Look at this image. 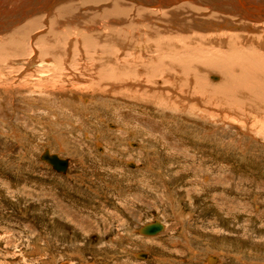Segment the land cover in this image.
Masks as SVG:
<instances>
[{"label":"rangeland","instance_id":"rangeland-1","mask_svg":"<svg viewBox=\"0 0 264 264\" xmlns=\"http://www.w3.org/2000/svg\"><path fill=\"white\" fill-rule=\"evenodd\" d=\"M49 1L0 7V264H264V88L222 94L212 70L207 87L184 76L178 100L163 70L138 73L135 85L127 75L137 72L121 74L141 60L123 52L134 41L228 49L229 33L198 37L195 19L221 12ZM253 27L242 31L264 52V23ZM46 149L69 159L66 173L41 159ZM157 219L161 232L139 233Z\"/></svg>","mask_w":264,"mask_h":264},{"label":"bare ground","instance_id":"bare-ground-1","mask_svg":"<svg viewBox=\"0 0 264 264\" xmlns=\"http://www.w3.org/2000/svg\"><path fill=\"white\" fill-rule=\"evenodd\" d=\"M11 1H15V2H18L19 5L23 4L25 2V5L28 4V6L31 4V0H0V7L2 6V4L5 2H11ZM35 1V0H34ZM38 1V0H37ZM40 1V0H39ZM55 0H50L49 1V4L48 6L46 7H51V4L54 2ZM96 1V0H95ZM118 1V0H117ZM125 1V0H124ZM127 3L130 1L126 0ZM132 2H134L135 4H139L143 7H148L149 8H155V9H159V8H164V3H163V0H131ZM166 2H169L170 4L172 5H176V6H180L182 4H193L194 5H200V4H206L207 3V6L206 7H203V9L205 8H208L206 10H208L207 12L205 11V9L203 10L204 11V16L205 15H209V14H213L214 11L216 12H221V16L218 17L216 19L212 18H196L195 21L196 23H200V31L201 34H199V38H204V37H211V36H214L216 33H219V34H226L228 35V33L230 34V38H232L231 42L228 43L227 47L228 49L226 50H223V49H214V46H210V47H204V48H201V46H199V48L196 50V51H192V48H188L187 45H183L182 43L179 42H175L173 39H168V40H165V41H161L160 40V36L158 38H154L156 40H158L157 43H150V39L149 40H145V41H134V42H130L131 43V46L126 50H124L123 52L125 53V55H130V57L134 58V59H140L141 60L139 61V63L137 62L136 64V68L134 67H131L129 66L128 69H125L121 72H124V73H121V74H126L125 71H135L137 73H134L133 75H127V78H129V81L128 83H130L131 85H133V82L136 80V81H140V80H143L144 81V77L141 79V76L137 77L140 73L142 74L143 73H146L148 71L149 73V70H163L164 73L166 74L167 73V80H166V84L168 83V81H171V86L168 85L169 88L173 89V99H181L179 98V96L177 95L175 89L179 88L181 85V79L184 78V76H187L185 77L183 80L185 81L184 83H186L189 87V88H192L193 87V84L190 83L191 82V79H192V76L191 75H195L197 76V79H195V83L194 84H197L199 83L200 85H206L207 87V84H203V83H206V76L208 77V74H210V72H212V70H214L215 72H218V74L221 75L222 79H219V84H216L213 85L212 83V87L214 86V88H218V91L220 93H225V92H230V91H233V90H229L231 89V87H237L238 89H245L247 88L248 91L250 90H256V93L259 89H262L264 88V52H262L261 50H259L258 47H256L255 45H253V43H251L252 41H254V37L251 38L253 36V34H244V32L242 30H247L248 33H250L251 31H254V25L256 24H263L264 23V0H242L246 3V6L247 5H250L252 4L251 7H249V9L247 7H245L240 0H165ZM120 2V1H119ZM131 2V3H132ZM4 3V4H5ZM39 3V2H38ZM37 3V4H38ZM75 3V2H74ZM126 3V2H125ZM128 3V4H129ZM209 3L212 4V7L209 6ZM10 4V3H9ZM42 4V3H41ZM40 4V6H41ZM114 4H115V1H114ZM118 5V4H116ZM115 5V6H116ZM127 5V4H126ZM170 5V6H172ZM254 5V6H253ZM24 6V5H23ZM27 6V5H26ZM27 6V7H28ZM35 6V5H34ZM58 6V5H57ZM66 6V5H65ZM64 6V7H65ZM72 6V5H71ZM122 6V5H121ZM188 6V5H187ZM63 7V6H62ZM70 7V6H69ZM98 7V6H97ZM100 7V6H99ZM118 7V6H117ZM175 7V6H174ZM184 7V6H183ZM200 7V6H199ZM18 8V7H16ZM21 8V7H20ZM42 8V7H40ZM52 8V7H51ZM68 8V7H66ZM71 8V7H70ZM115 8V7H114ZM180 8V7H179ZM189 8V6H188ZM195 8V7H194ZM28 9V8H27ZM59 9V8H58ZM57 9V10H58ZM138 9V8H137ZM197 9V8H196ZM195 9V10H196ZM31 10V9H30ZM61 10H64V8ZM69 11V9H66ZM122 10V9H121ZM145 10V9H144ZM161 10V9H159ZM174 10V9H173ZM200 10V9H199ZM20 12V9L17 10ZM60 11V10H59ZM115 11V10H113ZM118 10H116L117 12ZM171 11V10H170ZM180 11V10H179ZM202 11V9H201ZM2 12V9L0 8V16H2L1 13ZM34 12V11H33ZM61 12V11H60ZM59 12V13H60ZM70 12V11H69ZM151 12V11H150ZM13 13V12H12ZM41 13V12H40ZM45 13V12H44ZM168 13V12H167ZM200 12H198L199 14ZM19 14V13H18ZM36 14V13H35ZM47 14V13H46ZM51 14V13H50ZM55 14V13H53ZM62 14V13H61ZM171 15V13H169ZM192 14V13H191ZM4 15V14H3ZM56 15V14H55ZM64 15V14H63ZM69 15V14H68ZM168 15V14H167ZM181 15V14H180ZM195 15V14H194ZM214 15V14H213ZM41 16V15H40ZM39 16V18H40ZM58 16V15H56ZM66 16V15H65ZM128 16V15H127ZM155 16V15H154ZM164 16V15H163ZM185 16V15H184ZM192 16V15H191ZM210 16V15H209ZM12 17V16H11ZM42 17V16H41ZM45 17V16H43ZM125 17V16H124ZM152 17V16H151ZM149 16V18H151ZM183 17V16H181ZM187 17V16H186ZM189 17V16H188ZM193 17V16H192ZM202 17V16H201ZM50 18V17H49ZM57 20H58V17H56ZM67 18V17H66ZM122 18V17H121ZM162 18V17H161ZM169 18V17H168ZM174 18V17H173ZM195 18V17H194ZM45 19V18H44ZM48 19V18H47ZM152 19V18H151ZM166 19V18H165ZM175 19V18H174ZM63 20V19H62ZM128 20H132V19H129ZM194 20V19H193ZM18 21V20H17ZM21 21V20H20ZM25 21V20H24ZM65 21V20H64ZM134 21V20H133ZM140 21V20H139ZM143 21V20H142ZM36 22V21H35ZM62 22V21H61ZM175 22V21H174ZM24 23V22H23ZM34 22H30L27 24V29L28 27H31L32 24ZM49 23V22H48ZM52 23V22H51ZM137 23V21H136ZM178 23V22H177ZM180 23V22H179ZM182 23V22H181ZM41 24V23H40ZM60 24V23H59ZM64 24V23H63ZM24 25V24H23ZM61 25V24H60ZM176 25V24H175ZM13 26V25H12ZM15 26V25H14ZM25 26V25H24ZM52 27H54V25H50ZM62 26V25H61ZM97 26V25H95ZM5 27V26H4ZM3 27V28H4ZM19 27V26H18ZM99 27V26H98ZM102 27V26H101ZM130 27V26H129ZM16 28V26H15ZM157 28V27H156ZM175 28V27H174ZM173 28V29H174ZM17 29V28H16ZM27 29H24L27 30ZM86 29V28H85ZM90 29V28H89ZM99 29V28H98ZM110 29V28H109ZM141 29V28H140ZM182 29V28H181ZM186 29V28H185ZM185 29H183L185 31ZM193 29V28H192ZM94 30V29H93ZM132 30V29H131ZM63 31V30H62ZM74 31V30H73ZM107 31V30H106ZM124 31V29L122 30ZM141 30H139L140 32ZM146 31V30H145ZM151 31V30H150ZM14 32V31H13ZM53 32V30L51 31V33ZM144 32V31H143ZM142 32V33H143ZM152 32V31H151ZM257 32V31H256ZM55 33V32H54ZM76 33V31L74 32V34ZM87 33V32H86ZM105 33V32H104ZM123 33V32H122ZM127 32H125L126 34ZM133 33V32H132ZM145 33V32H144ZM170 33V32H169ZM13 34V33H12ZM15 34V32H14ZM13 34V35H14ZM17 34H19L17 32ZM64 33H62V36H63ZM116 34V32H115ZM120 34V33H119ZM136 34V33H135ZM138 34V33H137ZM152 34V33H151ZM13 35H10L9 37L13 36ZM86 35V34H85ZM84 35V36H85ZM89 35V34H88ZM87 35V37H88ZM107 35V34H106ZM128 35V34H127ZM133 35V34H132ZM131 35V36H132ZM145 35V34H144ZM171 35V34H170ZM2 36V35H1ZM65 36V35H64ZM76 36V35H75ZM91 36V35H90ZM95 36V35H94ZM126 36V35H125ZM134 36V35H133ZM139 36V35H138ZM158 36V35H157ZM156 36V37H157ZM78 37V35H77ZM85 36V38H87ZM121 37V36H120ZM140 39H141V35L139 36ZM216 37H212L216 40ZM41 38V37H40ZM59 38V37H58ZM65 38V37H64ZM80 37H78L79 39ZM91 38V37H90ZM89 38V39H90ZM137 38V37H136ZM144 38V37H143ZM146 38V37H145ZM188 38V37H187ZM197 38V37H196ZM218 38V37H217ZM264 38V37H263ZM262 38V40H263ZM45 39V38H44ZM77 39V38H76ZM103 39V38H102ZM106 39V37H105ZM133 39V37H132ZM147 39V38H146ZM153 39V38H152ZM186 39V38H185ZM195 39V38H194ZM41 40V39H40ZM88 40V38H87ZM92 40V38L90 39ZM104 40V39H103ZM102 40V42H103ZM111 40V38H110ZM174 42H173V41ZM211 40V39H210ZM217 40H221V44H225L227 43V39L226 38H223V39H217ZM234 40V41H233ZM261 40V41H262ZM14 41V40H13ZM24 40H22L23 42ZM43 41V40H42ZM47 41V40H46ZM132 41V40H131ZM148 41V42H147ZM194 41V40H193ZM198 41H201V40H198ZM251 41V42H249ZM264 41V40H263ZM5 42V41H4ZM8 42H12V41H8ZM19 42V41H18ZM21 42V40H20ZM31 42V41H30ZM71 42V41H70ZM99 42V41H98ZM188 42V41H187ZM258 42V41H257ZM3 43V42H2ZM92 43V42H91ZM104 43V42H103ZM102 43V44H103ZM111 43V42H108V44ZM119 43V42H118ZM129 43V41L127 42ZM196 43V42H195ZM205 44H207L206 42H204ZM244 43H250L252 44V46L247 49L245 46H244ZM12 44V43H11ZM19 44V43H17ZM39 44V43H38ZM68 44V43H67ZM100 44V45H102ZM105 44V43H104ZM107 42H106V45H108ZM113 44V43H111ZM117 44V43H116ZM5 45V43H4ZM3 46V45H2ZM16 46V45H15ZM28 46V44H27ZM27 46H26V49H27ZM34 46V45H33ZM59 46V45H58ZM96 46V45H95ZM104 46V45H103ZM110 46V45H109ZM112 46V45H111ZM110 46V48L113 50L114 48H112ZM116 46V45H114ZM192 46H196L195 45H192ZM259 46V45H258ZM261 46V45H260ZM259 46V47H260ZM5 47V46H3ZM24 47V46H23ZM54 47V46H53ZM75 47V46H74ZM94 47V45H93ZM107 47V46H105ZM118 49L120 48V46L118 47V45L116 46ZM203 47V46H202ZM262 47V46H261ZM9 48V47H8ZM18 49H20L18 46L16 47ZM31 48V47H30ZM48 48V47H47ZM47 48L45 47V49L47 50ZM64 48V47H63ZM80 48V47H79ZM96 48V47H95ZM264 48V47H263ZM42 49V48H41ZM41 49L40 51H36L38 52V54H41ZM49 49V48H48ZM55 49V48H54ZM93 49V48H91ZM111 49L109 50V48L107 49L109 52L111 51ZM1 50V49H0ZM53 50V48H52ZM69 50V49H68ZM67 50V51H68ZM106 50V48H105ZM122 50V49H120ZM5 51V50H4ZM33 51V49H32ZM50 51V50H49ZM54 52H56L55 50H53ZM82 51V50H81ZM114 51H117L114 49ZM152 52L151 55H149V52ZM187 51H191V52H187ZM40 52V53H39ZM46 52V51H45ZM12 53V52H11ZM14 53V52H13ZM31 53V52H30ZM87 53V52H86ZM106 53V52H105ZM121 53V52H120ZM21 54V53H20ZM19 54V55H20ZM115 54V53H114ZM114 54H108V55H114ZM93 55V54H92ZM119 55V54H118ZM121 55V54H120ZM124 55V56H125ZM32 56V55H31ZM116 56V55H115ZM29 57V56H28ZM36 57V56H35ZM34 57V58H35ZM42 57V56H41ZM53 57V56H52ZM118 57V56H117ZM46 58V57H44ZM121 58H122V55H121ZM143 58V59H142ZM200 59L201 61L199 62H193L194 60L196 59ZM48 63L51 64L49 58H46ZM116 59V58H114ZM166 59H170L171 61H167V62H162V63H156V60H166ZM174 59H177V61H179V63H174L172 61H175ZM106 60H107V57H106ZM113 60V59H112ZM31 61V60H30ZM29 61V62H30ZM38 61V59H37ZM108 61V60H107ZM116 61V60H115ZM135 61V60H133ZM142 61H146V65H145V62L142 63ZM182 61V62H180ZM23 62V61H22ZM34 62V61H33ZM36 62V61H35ZM45 62V60H44ZM55 64V63H54ZM48 65V64H47ZM115 65L117 66V68L114 69V65H113V69H114V72L115 71H120L121 66L123 64H120V63H116L115 62ZM139 65H142L141 67L143 68H140ZM56 66V65H55ZM124 66V65H123ZM127 66V65H126ZM125 66V67H126ZM50 67V66H49ZM100 67V66H99ZM110 67V65H109ZM84 68V67H83ZM127 68V67H126ZM150 68V69H149ZM153 70V71H154ZM112 71V70H111ZM200 71H202L201 73H199ZM103 72V71H102ZM112 72V73H114ZM206 72V74H204ZM214 72V73H215ZM111 73V74H112ZM148 73H146L148 75ZM104 74V73H103ZM116 74V73H114ZM128 74V73H127ZM119 75V74H118ZM116 75V76H118ZM137 75V76H136ZM190 75V76H189ZM102 76V75H101ZM113 76V75H112ZM114 77V76H113ZM120 77V76H118ZM123 77V76H121ZM120 77V78H121ZM210 77H212L213 80H218V78H220L219 75H210ZM115 78V77H114ZM119 78V79H120ZM126 78V77H125ZM132 78V79H131ZM118 79V78H117ZM116 79V80H117ZM118 79V80H119ZM124 78H122V83H125L126 82V79L125 81L123 80ZM135 79V80H134ZM132 80V81H131ZM120 81V80H119ZM199 81V82H198ZM113 82V81H112ZM117 82V81H115ZM147 83V82H146ZM214 83V82H213ZM119 84V83H118ZM134 85H135V82H134ZM138 85H142L141 83ZM149 85V84H148ZM198 85V84H197ZM146 86V85H145ZM195 86V85H194ZM130 87V86H129ZM135 87V86H134ZM137 87V86H136ZM135 87V88H136ZM196 87V86H195ZM203 87V86H202ZM204 87V88H206ZM114 88V87H113ZM116 88V87H115ZM130 88H133V87H130ZM138 89V88H137ZM142 89V88H141ZM146 89V88H145ZM213 89V88H212ZM131 89H129L130 91ZM140 90V89H139ZM201 90V89H200ZM263 90V89H262ZM128 91V92H129ZM132 91V90H131ZM130 91V92H131ZM136 91L138 92V90H134L133 93ZM146 91V90H145ZM155 91V90H154ZM249 91V92H250ZM252 91V92H253ZM144 92V90L142 91ZM153 92V91H152ZM244 92V90L242 91ZM246 92V91H245ZM263 92V91H262ZM132 93V92H131ZM130 93V95H131ZM134 93V94H135ZM140 93V91H139ZM151 93V91H150ZM248 93V92H247ZM246 93V94H247ZM143 94V93H142ZM144 94L146 95L147 93L144 92ZM249 94V93H248ZM250 94H252L250 92ZM249 94V95H250ZM258 94H260L258 92ZM141 97L142 95L139 94ZM138 95V96H139ZM143 95V96H145ZM149 95V94H147ZM151 96H148V97H154L155 99V96L157 98H159L158 96L162 97V96H167L166 93H156V94H150ZM244 95V94H243ZM248 95V96H249ZM257 95V94H256ZM137 96V95H136ZM245 96V95H244ZM175 97V98H174ZM258 97V96H257ZM151 98V99H152ZM163 98V97H162ZM183 98V97H182ZM254 98V97H253ZM156 100V99H155ZM158 100H161V99H157ZM165 100V99H164ZM182 100V99H181ZM162 102H164L163 100H161ZM166 101V100H165ZM260 103V102H259ZM158 104V103H157ZM160 105V104H159ZM175 105V104H174ZM84 106L86 107L87 105L84 104ZM48 151H50L49 149H46ZM49 154H53V153H50ZM59 156L58 153H55ZM60 157V156H59ZM61 158V157H60ZM65 159V158H64ZM68 159V158H67ZM69 160V159H68ZM44 161V160H43ZM46 162V161H44ZM47 164H49L48 162H46ZM50 165V164H49ZM158 220V219H157ZM160 221V220H159ZM161 222V221H160ZM164 228H165V225H164ZM163 228V229H164ZM139 233L141 234H144L142 232L139 231ZM158 234V233H157ZM153 235H156V234H153ZM210 257H214V256H210ZM216 258H214L215 260ZM211 260V259H210ZM212 262V261H211Z\"/></svg>","mask_w":264,"mask_h":264},{"label":"water","instance_id":"water-1","mask_svg":"<svg viewBox=\"0 0 264 264\" xmlns=\"http://www.w3.org/2000/svg\"><path fill=\"white\" fill-rule=\"evenodd\" d=\"M150 1V0H149ZM241 3L249 9V7L252 6V4L247 5L242 0H240ZM164 5H172L169 2H166L163 0ZM254 6V5H253ZM41 159L48 162L54 170H56L59 173H66L68 170L69 160L67 158H60L57 154H49L48 150H45V152L41 155ZM164 228V224L160 222L159 220H155L150 223L144 224L141 228H139L138 231L147 234V235H153L161 232Z\"/></svg>","mask_w":264,"mask_h":264},{"label":"crops","instance_id":"crops-1","mask_svg":"<svg viewBox=\"0 0 264 264\" xmlns=\"http://www.w3.org/2000/svg\"><path fill=\"white\" fill-rule=\"evenodd\" d=\"M144 254H145V252L142 251V252H138L136 255H137L138 257H144ZM194 254H196V253H194ZM194 256H196V255H194ZM164 262H171V260H169V259H164Z\"/></svg>","mask_w":264,"mask_h":264}]
</instances>
